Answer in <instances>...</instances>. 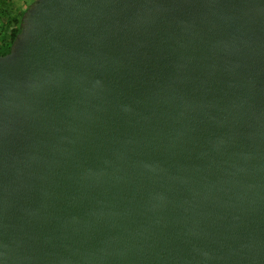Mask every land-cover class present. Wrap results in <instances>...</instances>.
I'll return each instance as SVG.
<instances>
[{
	"label": "water",
	"instance_id": "obj_1",
	"mask_svg": "<svg viewBox=\"0 0 264 264\" xmlns=\"http://www.w3.org/2000/svg\"><path fill=\"white\" fill-rule=\"evenodd\" d=\"M0 264H264V0H33Z\"/></svg>",
	"mask_w": 264,
	"mask_h": 264
},
{
	"label": "trees",
	"instance_id": "obj_2",
	"mask_svg": "<svg viewBox=\"0 0 264 264\" xmlns=\"http://www.w3.org/2000/svg\"><path fill=\"white\" fill-rule=\"evenodd\" d=\"M33 0H24V8L16 11L13 0H0V54L9 51L20 31L21 17Z\"/></svg>",
	"mask_w": 264,
	"mask_h": 264
},
{
	"label": "rangeland",
	"instance_id": "obj_3",
	"mask_svg": "<svg viewBox=\"0 0 264 264\" xmlns=\"http://www.w3.org/2000/svg\"><path fill=\"white\" fill-rule=\"evenodd\" d=\"M14 6L16 11H19L20 9L24 8L25 2L24 0H13Z\"/></svg>",
	"mask_w": 264,
	"mask_h": 264
}]
</instances>
